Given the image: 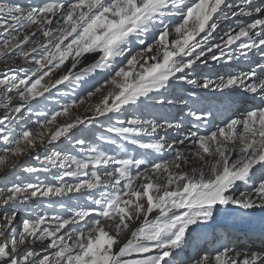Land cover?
I'll list each match as a JSON object with an SVG mask.
<instances>
[{"label":"bare ground","instance_id":"1","mask_svg":"<svg viewBox=\"0 0 264 264\" xmlns=\"http://www.w3.org/2000/svg\"><path fill=\"white\" fill-rule=\"evenodd\" d=\"M45 1L0 0V264H264L263 226L219 221L264 212V112L227 126L264 100V0Z\"/></svg>","mask_w":264,"mask_h":264},{"label":"rangeland","instance_id":"2","mask_svg":"<svg viewBox=\"0 0 264 264\" xmlns=\"http://www.w3.org/2000/svg\"><path fill=\"white\" fill-rule=\"evenodd\" d=\"M48 3H47V2ZM45 2V6H47L46 8H48V6L49 5H51V2H49L48 0H46ZM120 1L121 0H117L116 2H117V4L119 5V3H120ZM50 3V4H49ZM83 33V35H85V33H84V31L82 32ZM23 37V36H22ZM22 37H15V40H18V39H21ZM159 33L158 34H156V37L154 38V39H159ZM82 40L84 41V39L82 38ZM162 41L163 40H165V39H161ZM162 41H161V43H162ZM78 47V46H77ZM137 49H139V48H137ZM129 57V59H126L123 63H122V65L121 66H119V68L114 72V74H112V76L110 77V79L111 78H115L118 74H119V72H122L123 70H126L127 68H128V66L131 64L130 63V61H131V59L133 58V57H135V56H128ZM127 57V58H128ZM260 65H261V63H260ZM56 69V68H55ZM16 70L17 69H15L14 71H13V74H17L16 73ZM24 73H25V71L22 73L23 74V76H24ZM160 73H162V74H160ZM165 73V74H164ZM164 74V75H163ZM55 75H57V73H55L53 76H55ZM166 75V71H164V72H159V78H157L158 79V81L159 80H163V77ZM22 76V77H23ZM40 81H37V82H34L33 84H31V85H29L28 86V97H37L38 96V94H39V91L42 89V87L44 86V79L41 77V79H39ZM21 88V86H19V87H17L16 89L17 90H19ZM101 88V87H100ZM13 89V88H12ZM99 88H96V89H94V91L92 92V93H95L97 90H98ZM37 95V96H36ZM210 95H212L213 96V93H211ZM244 96V97H243ZM24 99H27V97L25 96L24 97ZM37 99V98H36ZM5 100V98H4V95H2L1 96V98H0V105H5V103L7 102V101H4ZM27 100H29V99H27ZM4 101V102H3ZM16 101V100H15ZM79 99L78 100H76V101H74V103L75 104H78L79 103ZM261 101V102H260ZM10 102V101H9ZM24 103H26V101L24 100ZM236 105H234L233 106V113H232V115H231V121H233V123H232V125L229 123L227 126L229 127V130L230 129H234V127H237L238 126V122H236L238 119H240L242 122H247V118H246V116L244 115V113H243V110L245 109V108H252L253 106L252 105H256V106H258L257 108H260V110L262 111V112H264V100H253V101H251L250 99L248 100V98L246 97V95H244V94H241L239 97H238V99H237V103H235ZM69 105H67V106H65V107H63L62 106V108H58V109H56L55 111L53 110L51 113H48L49 114V116L48 117H46L45 118V120H43V122H41V124L40 125H42V127H45L47 124H50V123H52L55 119H56V117H58L59 115H62L63 113L65 114V112H67L69 109ZM206 108H210L209 106H207ZM35 110H36V106H33V108H32V112H35ZM203 111V113H204V116H207L206 115V110L204 111V109L202 110ZM63 114V115H64ZM170 114V113H169ZM168 114V115H169ZM235 114V115H234ZM237 114V115H236ZM64 116H66V115H64ZM261 117V118H260ZM259 118H258V120L259 121H262L263 120V115H261ZM238 118V119H237ZM242 118V119H241ZM194 123H195V126H197V127H199V125L201 124L200 123V121L199 122H197V120L196 121H194ZM200 123V124H199ZM236 123V124H235ZM231 125V126H230ZM175 126H171L170 128H172V129H175L174 128ZM231 127V128H230ZM37 129V128H36ZM172 129H170L169 130V132H167L166 134H167V138H173L175 135H180V133L179 132H177V133H179V134H174L173 133V130ZM180 130H182V129H180ZM187 132L189 133V136H188V139H193V142L194 143H196V144H198L199 146H202V145H204V144H202V145H200V143L198 142V138L201 136V134L200 133H195L194 135H193V132L191 131V129L190 130H188L187 129ZM37 133H40L39 131L37 132ZM41 134V133H40ZM208 134V133H207ZM208 139H212V137L211 136H206V138H205V141H207ZM175 149H173V150H171L170 151V154L169 155H166L167 153H166V150L163 152V155H164V157L166 158V156H168V159H170L171 157H173V154H174V151ZM10 153V152H9ZM185 154H187V158H188V160H189V162L193 165V166H196V162H195V160H194V158H192L191 156H190V154H189V152H186ZM243 158H241V159H238V160H236L235 161V163H234V165H233V167H232V169L228 172V174L227 175H223V171H222V169H219V170H216V171H214V177L216 178V182H215V187L217 186L216 185V183L219 181V179H221V178H224V181H220V183H228V181L229 182H233V180H239L240 179V176L241 175H243L244 173H245V170H246V168L250 165V163H247L246 164V162H244V164H243ZM183 162H184V160H183ZM263 168H264V166H263ZM257 187H260V185L259 186H257ZM238 202V201H237ZM237 202H234L232 205H234V204H236ZM249 204H252L251 206L249 205ZM257 206V204L256 203H250V202H247L246 204H244V206L243 207H238L237 209H236V211H234V210H231V209H227V210H224L223 212H222V214L220 215V216H222V217H220L219 218V221L220 222H222V225H223V230L224 231H228V229H227V224L226 223H230V224H232L233 223V225L232 226H234V224H240V225H253V224H257L258 226L259 225H261V226H263L264 227V212H260V213H258V214H254V213H252L251 214V212H252V209L254 208V207H256ZM242 223V224H241ZM72 232V236L73 237H76V231H71ZM74 232V233H73ZM231 235L232 236H236V237H238L239 238V241L241 242V243H246L247 241H248V238H250V236L248 235V236H244L242 233H241V235L240 234H238V233H236L235 231H232L231 232ZM257 237H252V239H256ZM261 239H263V238H260L258 241H260ZM262 244H263V242L262 241H260ZM264 246V245H263ZM63 245L61 246V249H60V253L63 251ZM1 258V257H0ZM77 259H79V258H77ZM76 260V259H75Z\"/></svg>","mask_w":264,"mask_h":264}]
</instances>
